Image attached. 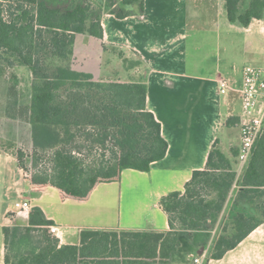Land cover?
Instances as JSON below:
<instances>
[{
  "label": "trees",
  "instance_id": "trees-1",
  "mask_svg": "<svg viewBox=\"0 0 264 264\" xmlns=\"http://www.w3.org/2000/svg\"><path fill=\"white\" fill-rule=\"evenodd\" d=\"M223 1L232 24L248 28L264 19V0ZM144 12L145 0H105L98 11L87 0H0V64L31 70L33 94L20 115L32 126V161L37 150L50 156V168L29 173L25 154H15L32 194L53 187L63 200L87 202L98 185L120 182L128 169L149 172L166 157L169 143L147 108V84L97 81L71 65L78 35L104 39L103 14L123 20ZM226 125H240V118ZM97 148L107 153L88 161L85 153ZM212 193L218 198L209 201ZM228 199L232 206L255 204L263 220L238 213L231 232L212 238ZM161 205L169 231L81 229L75 245L60 244L40 207L31 209L27 224L10 214L13 224L2 229L4 264H171L182 251L201 247L208 248L207 261L222 259L264 222V131L239 180L215 145L206 170L195 171L185 192L168 194Z\"/></svg>",
  "mask_w": 264,
  "mask_h": 264
},
{
  "label": "crops",
  "instance_id": "crops-1",
  "mask_svg": "<svg viewBox=\"0 0 264 264\" xmlns=\"http://www.w3.org/2000/svg\"><path fill=\"white\" fill-rule=\"evenodd\" d=\"M102 25L103 40L89 36L98 42L87 40V49L77 48L75 41L72 68L97 81L147 84V108L162 126L168 153L149 172L125 170L120 182L102 183L87 202H80L63 200L53 187L32 194L29 175L18 167L15 153L0 146V264L5 263L2 229L13 224L10 214L27 224L31 209L40 207L55 223L61 245L77 244L81 229L169 231L162 198L184 193L193 173L206 170L215 145L231 161L238 180L243 176L247 164L239 162L241 129L226 122L241 116L244 68L250 62L264 65V19L248 28L232 24L223 0H145L143 14L120 20L106 13ZM201 50L217 58L215 66L198 58ZM236 55L245 62L239 75ZM220 80L230 83L226 94ZM24 201L31 208L20 212L16 204ZM201 251L202 264H264V222L220 260L207 261V250ZM189 256L188 264H195L196 257ZM171 264L185 263L175 258Z\"/></svg>",
  "mask_w": 264,
  "mask_h": 264
},
{
  "label": "rangeland",
  "instance_id": "rangeland-1",
  "mask_svg": "<svg viewBox=\"0 0 264 264\" xmlns=\"http://www.w3.org/2000/svg\"><path fill=\"white\" fill-rule=\"evenodd\" d=\"M76 1V0H72ZM88 3H91L94 8L98 10H105V0H87ZM7 8V6H5ZM223 36H226L227 33L224 30ZM232 34V33H229ZM192 35V32H190ZM87 38V39H86ZM92 40L95 42L96 39L89 36L78 35L76 40L77 48L87 49L90 46L89 41ZM194 34L190 36L189 43L192 47L194 42ZM224 42V38H223ZM236 53L239 54L241 48V42L236 38ZM205 50V49H204ZM194 49H190V59L194 58ZM208 51H200V56L198 57L201 61H205V64L210 66H215L217 58L208 56ZM237 58V73L238 75L241 72V68L245 63L239 55H236ZM224 59V58H223ZM71 60V65H72ZM222 65L225 64L222 60ZM60 62L56 61L55 64ZM250 64L256 65L255 62H250ZM240 77V76H239ZM227 79V78H226ZM32 81L33 76L31 70L23 66H15L14 68L2 67L0 64V146L7 149H11L13 153L17 155L18 151H22L25 154V164L29 173H32L37 170H45L50 168V156L45 153H41V150H37L39 153L34 161H32L34 153V144H33V131L30 123L20 115V108L26 106L30 103L31 97L33 94L32 90ZM85 153V151H84ZM107 151L102 148H97L93 156H90L85 153V157L88 161H99L103 154H106ZM25 172V171H24ZM123 177V176H122ZM239 186L236 188V190ZM218 198L216 193H212L209 201H214ZM238 213H244L250 217H254L257 221L263 220L262 212L257 208L255 204L250 203H239L232 206L231 200L228 199L227 203L224 205L222 212L218 215V218L213 221L214 226L212 231H210L212 238L218 237L221 233L224 232V229L227 228L228 232H231L234 227V217ZM1 245V242H0ZM202 248V247H201ZM201 248L198 251H190L179 253L176 258L182 259L185 264H188V255L191 259L201 258L205 256L204 252L201 251ZM208 252V248H205Z\"/></svg>",
  "mask_w": 264,
  "mask_h": 264
},
{
  "label": "built area",
  "instance_id": "built-area-1",
  "mask_svg": "<svg viewBox=\"0 0 264 264\" xmlns=\"http://www.w3.org/2000/svg\"><path fill=\"white\" fill-rule=\"evenodd\" d=\"M230 88L227 80H220V91L226 94ZM242 112L240 116L241 147L239 162L246 165L253 153L256 142L264 131V65L248 64L244 68L243 86L241 91ZM16 208L20 212H27L31 206L29 202H18ZM52 227V232L55 234ZM195 264H202L196 258Z\"/></svg>",
  "mask_w": 264,
  "mask_h": 264
}]
</instances>
